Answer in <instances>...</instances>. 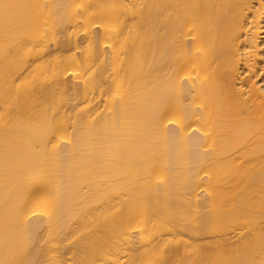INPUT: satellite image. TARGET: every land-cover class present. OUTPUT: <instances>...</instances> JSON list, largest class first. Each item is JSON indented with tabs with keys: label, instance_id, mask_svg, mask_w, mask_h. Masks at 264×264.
Here are the masks:
<instances>
[{
	"label": "bare ground",
	"instance_id": "bare-ground-1",
	"mask_svg": "<svg viewBox=\"0 0 264 264\" xmlns=\"http://www.w3.org/2000/svg\"><path fill=\"white\" fill-rule=\"evenodd\" d=\"M0 264H264V0H0Z\"/></svg>",
	"mask_w": 264,
	"mask_h": 264
},
{
	"label": "rangeland",
	"instance_id": "rangeland-1",
	"mask_svg": "<svg viewBox=\"0 0 264 264\" xmlns=\"http://www.w3.org/2000/svg\"><path fill=\"white\" fill-rule=\"evenodd\" d=\"M70 80L68 86L66 88H63L62 91V96L64 98L72 99L75 98V90L77 87V76L75 74H70L69 78ZM70 255H67V257Z\"/></svg>",
	"mask_w": 264,
	"mask_h": 264
}]
</instances>
